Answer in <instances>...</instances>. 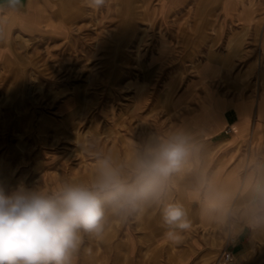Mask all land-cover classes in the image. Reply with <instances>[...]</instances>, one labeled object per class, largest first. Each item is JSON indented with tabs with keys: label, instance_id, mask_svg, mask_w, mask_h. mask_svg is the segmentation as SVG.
<instances>
[{
	"label": "rangeland",
	"instance_id": "obj_1",
	"mask_svg": "<svg viewBox=\"0 0 264 264\" xmlns=\"http://www.w3.org/2000/svg\"><path fill=\"white\" fill-rule=\"evenodd\" d=\"M167 1L93 10L84 0H27L4 17L0 181L55 190L93 181L107 160L131 183L136 158L205 94L251 95L264 110V0H187L173 12ZM46 8L52 19L36 18ZM195 79L198 99L175 108ZM151 209L142 202L123 221L109 212L104 238L85 237L81 251L94 256L81 264H122L124 227L135 230Z\"/></svg>",
	"mask_w": 264,
	"mask_h": 264
},
{
	"label": "crops",
	"instance_id": "obj_2",
	"mask_svg": "<svg viewBox=\"0 0 264 264\" xmlns=\"http://www.w3.org/2000/svg\"><path fill=\"white\" fill-rule=\"evenodd\" d=\"M167 2L173 12L187 0ZM199 83L178 94L175 108L198 99ZM200 101L156 140L175 133L188 138L189 155L168 178L162 199L182 205L192 226L173 244L164 235L163 205L155 212L151 203L146 220L136 215L135 230L124 227L122 264H264V110L251 95L208 93ZM91 252L80 251L76 264ZM226 252L232 262L224 260Z\"/></svg>",
	"mask_w": 264,
	"mask_h": 264
},
{
	"label": "clouds",
	"instance_id": "obj_3",
	"mask_svg": "<svg viewBox=\"0 0 264 264\" xmlns=\"http://www.w3.org/2000/svg\"><path fill=\"white\" fill-rule=\"evenodd\" d=\"M106 3L84 0L93 10ZM24 7L23 0H0V42L9 33L4 17ZM188 155V138L175 133L160 138L136 158L131 183L107 160L98 163L93 181L65 180L55 190L0 181V264H76L85 237L104 238L109 212L123 221L146 201L163 205L165 238L179 244L191 222L182 205L163 204L162 196L168 178Z\"/></svg>",
	"mask_w": 264,
	"mask_h": 264
},
{
	"label": "bare ground",
	"instance_id": "obj_4",
	"mask_svg": "<svg viewBox=\"0 0 264 264\" xmlns=\"http://www.w3.org/2000/svg\"><path fill=\"white\" fill-rule=\"evenodd\" d=\"M51 10L52 9H49V8H46V9H43V11H39V10H37V12H35V16H36V18H41V19H46V21H48L49 19H52V15H51ZM59 12V11H58ZM57 12V13H58ZM56 14V13H55ZM54 14V15H55ZM259 82V81H258ZM256 89V88H255ZM258 97H259V95H258Z\"/></svg>",
	"mask_w": 264,
	"mask_h": 264
},
{
	"label": "built area",
	"instance_id": "obj_5",
	"mask_svg": "<svg viewBox=\"0 0 264 264\" xmlns=\"http://www.w3.org/2000/svg\"><path fill=\"white\" fill-rule=\"evenodd\" d=\"M224 260H225L226 262H232V254H231L230 252H226V253L224 254Z\"/></svg>",
	"mask_w": 264,
	"mask_h": 264
},
{
	"label": "water",
	"instance_id": "obj_6",
	"mask_svg": "<svg viewBox=\"0 0 264 264\" xmlns=\"http://www.w3.org/2000/svg\"><path fill=\"white\" fill-rule=\"evenodd\" d=\"M23 3H24V5H26V3H27V0H23Z\"/></svg>",
	"mask_w": 264,
	"mask_h": 264
}]
</instances>
